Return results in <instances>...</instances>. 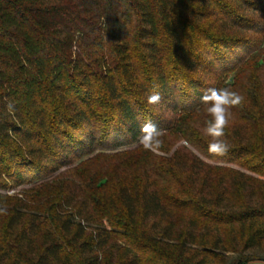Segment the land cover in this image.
<instances>
[{"label":"trees","instance_id":"trees-1","mask_svg":"<svg viewBox=\"0 0 264 264\" xmlns=\"http://www.w3.org/2000/svg\"><path fill=\"white\" fill-rule=\"evenodd\" d=\"M218 69L232 70L227 80L246 75L214 86L244 97L225 129L229 151L208 152V115L182 134L208 157L264 176V0H0V189L68 166L49 205L33 188L5 213L0 194V264L264 260V179L189 153L171 187L143 182L144 163L130 173L70 166L109 139L136 140L164 108L196 111ZM153 93L161 100L147 105ZM146 167L163 177L159 164ZM68 174L79 186L62 182ZM113 239L117 262L100 257Z\"/></svg>","mask_w":264,"mask_h":264},{"label":"rangeland","instance_id":"rangeland-1","mask_svg":"<svg viewBox=\"0 0 264 264\" xmlns=\"http://www.w3.org/2000/svg\"><path fill=\"white\" fill-rule=\"evenodd\" d=\"M240 63L238 62L236 66L240 65ZM229 66H234V64L230 63L228 67ZM230 70L218 69V71H215L213 74L209 75L207 77V80L210 87L223 85L224 83L229 84L227 86H231L233 83H236L238 80L244 81L246 75L245 74L241 75L240 72L235 73L236 77L234 76L233 80L232 79L227 80L228 77L226 76L232 74V70L231 71ZM260 91H261L260 96H264V88L260 87ZM183 106L184 108H181L179 110L177 109L178 106L176 107L175 110L165 109V108L161 110V114L164 119L162 123L158 124L157 127L162 130L160 136L162 143L157 150L155 151L146 150L142 145H140L137 142V139L132 140L131 142L114 144V145L112 141L109 139L110 141L108 140L104 144L96 145L95 146L96 148L89 151V153L81 154L79 157L75 159L74 162H72V164H70V166L71 165L78 166L79 164L87 162L86 163L87 169H85L86 171H83V173H92V172L95 173L96 171L102 172L109 168H111V170H113L115 173H119L120 168L124 166L125 169H127V172L130 173L131 171L133 172L139 171L137 169L142 168L141 163H144L146 174H143V176L141 177V180H143V182L156 184V187H171L172 185L175 184L176 180L178 179L177 176L175 178L173 176L176 175V172L174 170L177 169H174L175 166H179L182 162V158H184V155L188 156L189 153L191 155H195L204 163L209 164L211 166H222L226 168H232V169L240 170L256 178L264 179V176H259L255 173H252L236 163L217 161L215 157H208L202 150L195 148V146L187 140V138L185 137L184 134H182V132H185V130L190 131L189 129L191 127L189 126L191 124L193 123L196 124L197 121L203 120L204 118H206L208 114L206 112L205 106L203 105L199 107L196 111H190L189 110L190 107H188L189 109L186 108L188 106L187 104ZM175 111L178 113H176V116L173 117ZM178 115H180L182 119L179 120L178 123H176L175 120ZM170 122L172 123V126H169V128L166 129L165 127ZM173 127L177 128L179 131H176V133H172ZM197 130L199 129H197L196 127L192 129V131L194 132ZM95 155H97V157ZM101 155L103 157H101ZM110 156L115 157V159L112 160ZM94 157L97 158V160L94 161L93 160ZM104 158L105 159L110 158V159H108V161L106 162L105 160L104 161L101 160ZM121 164H126V165L122 166ZM156 164H159V168L161 169L160 171L163 172L162 173L163 177L160 176L154 177L155 173L151 171L148 167H146L147 165L154 167ZM172 165L173 167H171ZM66 167L68 166L60 168L59 170L61 171L59 170L55 171L51 175L50 174L45 175L41 179L35 180L31 183H25V184H20L16 187H7L5 189H0V194L4 196V200L6 201V203H1L4 212L6 213V211L8 210L10 204L13 202L15 197L26 200L29 194L30 196H32L33 194L32 190L34 189H39L41 191L40 193L42 194L39 195L41 202H43L42 199H45L44 197L47 196L49 198L48 202H44L43 204L47 203V205H49V203H52L53 200L55 201L56 195H54V193H56V191L59 192L60 190V189L58 190V187L55 185L58 183V181H60V179L58 178L59 174L63 170H65ZM169 167L171 169H169ZM169 170H171L173 174H171ZM164 174H166L167 176ZM62 182L69 183L68 185L74 188L77 187L76 185L79 186L80 183L78 177L75 174L74 175L68 174V176H65ZM3 219H4V215L1 216L0 219L1 224L4 221ZM82 223L84 225L86 224L84 221ZM92 225L93 224H91L88 227V229H91ZM175 226L176 229H179L181 225L178 223ZM109 245L106 248H104L103 251H101L102 254H100V257L101 255L103 256L106 255L107 259L110 260L111 262L113 261L117 262V260L120 258L121 249H122L121 240L113 239L110 241ZM107 252L108 255L106 254ZM246 264H264V260L254 259L247 262Z\"/></svg>","mask_w":264,"mask_h":264},{"label":"clouds","instance_id":"clouds-1","mask_svg":"<svg viewBox=\"0 0 264 264\" xmlns=\"http://www.w3.org/2000/svg\"><path fill=\"white\" fill-rule=\"evenodd\" d=\"M161 97L153 93L147 97V105L158 104ZM244 97L228 87H210L204 90L200 97V103L205 106L210 119L206 122L204 134L210 137L208 152L212 155H225L229 151V145L224 139L225 129L229 126L233 115L232 109L242 105ZM11 110V106H10ZM161 129L151 122L144 123L137 137V142L146 150H157L162 141Z\"/></svg>","mask_w":264,"mask_h":264}]
</instances>
